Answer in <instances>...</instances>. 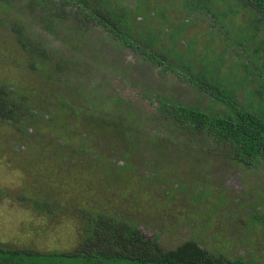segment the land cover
Here are the masks:
<instances>
[{"label": "rangeland", "instance_id": "rangeland-1", "mask_svg": "<svg viewBox=\"0 0 264 264\" xmlns=\"http://www.w3.org/2000/svg\"><path fill=\"white\" fill-rule=\"evenodd\" d=\"M120 3L138 4L146 17L135 16L136 26L158 33L161 48L174 46L180 51L187 42L193 44L194 69L206 65L210 70L217 63L227 36L212 23L215 16L209 11L189 13L182 0ZM211 7L215 11V5ZM222 7L218 4L219 10ZM249 18V13L240 12L224 19L230 21L231 39L244 43L239 44L242 49L228 46L230 56L221 55V72L229 68L231 80L243 74L241 65L233 62L235 52L239 49L246 61L253 40L261 38L256 30L239 29L238 21ZM41 38L55 48L71 46L45 32ZM70 52L72 80L48 81L41 71L32 70L28 55L11 38L10 26L0 25V79L28 95L31 108L43 117L30 133L0 122V244L69 251L82 225L79 208L91 204L130 218L148 238L159 234L166 249L189 238L231 256H245L249 264H264V165L242 169L220 157H193L169 122L150 117L156 104L143 88L204 109L212 104L209 97L183 76L161 72L136 53L112 46L95 30L85 33ZM197 53L203 61L197 62ZM97 81H103L99 91L111 98L101 97L98 103L119 96L142 115L139 129L125 136L117 122L111 123L112 117L125 114L123 102L109 104L107 112L89 111L84 85ZM14 144L27 150L14 152ZM74 188L80 191L76 198L71 196ZM39 194L46 199L43 211L34 209L35 197L42 199Z\"/></svg>", "mask_w": 264, "mask_h": 264}, {"label": "trees", "instance_id": "trees-1", "mask_svg": "<svg viewBox=\"0 0 264 264\" xmlns=\"http://www.w3.org/2000/svg\"><path fill=\"white\" fill-rule=\"evenodd\" d=\"M121 1L123 0H0V25L3 23L10 26V36L19 49L28 55L32 70L41 71L48 81L72 80L69 78L74 62L71 48L76 50V43L81 42V37L92 30L111 42L112 46L132 50L140 60L159 68L161 72L171 71L183 76L201 95L209 97L212 103L210 108L183 103L173 96L143 88L144 94L156 101L150 117L169 122V127L181 137L185 149L191 151L192 156L197 159L207 160L198 158L197 155L200 154L204 157H220L242 169L264 165V60L261 62L264 58L261 56L264 53V0H213L215 3L210 0H182L183 7L189 13L205 7L215 16L219 29L225 31L227 38H224V49L215 57L217 63L210 70L205 69L206 65L199 69L193 68L189 54L196 51L189 42L180 51L174 46L161 48L158 33L146 25L136 26L135 16L142 14L145 18L146 13L138 4L132 8L122 5ZM218 4L223 5L220 10ZM211 5H215V11ZM240 12L249 13L250 18L246 22L238 21L241 26L238 28L256 30L261 38L258 42L253 40L254 49L250 54L247 53L246 61L239 49L235 52L236 61L233 62L241 65L243 74L234 76L231 80L229 68L224 73L221 72V55L227 53L230 56L228 46L234 48L244 43L231 39L230 21L225 22L224 19L227 16L233 18ZM43 32L72 47H52L42 40ZM240 45L239 48L242 49L244 46ZM259 52L261 55H258ZM197 54L198 61H203L202 54ZM173 57L175 61H170ZM118 69L113 68L115 71ZM223 75L230 77L222 78ZM84 86H87L85 93L89 99V111L107 112L109 104L119 106L123 102L127 107L125 114L123 117L118 114L115 118L112 117L111 123L117 122L116 127L125 136L141 127L142 115L128 107L127 102L119 96L112 101L107 100L105 104L98 103L101 97L111 99L109 95H103L99 91L103 87V81ZM239 91L241 97L238 96ZM251 98L257 103H253ZM31 107L28 95L0 79L1 123L11 124L17 130L30 133V128L37 120L43 119ZM109 143L112 144L113 141ZM23 144H14L16 148L10 147L14 152L22 153L27 150ZM79 195L80 191L75 192V188L71 191L72 198ZM39 197L42 199H34V209L43 211L46 209V199L43 194H39ZM22 199L29 200L28 197ZM79 210L82 225L77 229L74 248L69 251H40L34 247L0 244V264H249L245 256H231L223 250L204 247L189 238L174 248L166 249L158 241L159 234L148 238L130 218L91 204L81 206Z\"/></svg>", "mask_w": 264, "mask_h": 264}, {"label": "flooded vegetation", "instance_id": "flooded-vegetation-1", "mask_svg": "<svg viewBox=\"0 0 264 264\" xmlns=\"http://www.w3.org/2000/svg\"><path fill=\"white\" fill-rule=\"evenodd\" d=\"M135 7V6H134ZM134 7H132V8H134ZM203 9H205L206 10V8L205 7H201V8H199V9H197V11H200V10H203ZM207 11V10H206ZM139 15H141V16H143V18H144V15H142V14H139ZM199 15V14H198ZM197 15V16H198ZM179 23H183V21H179ZM212 23L213 24H217L216 22H215V20L213 19V21H212ZM217 27L219 28V26H218V24H217ZM130 51H132V50H130ZM133 52V51H132ZM193 54H189V56H190V58H191V61L192 62H194L193 60H192V56ZM195 56H196V59H197V62H198V57H199V55L198 54H195ZM146 94H148V93H146ZM154 103L156 104V101H154Z\"/></svg>", "mask_w": 264, "mask_h": 264}]
</instances>
